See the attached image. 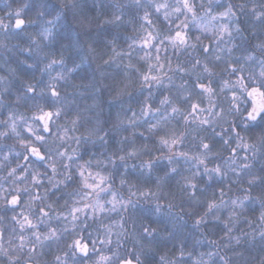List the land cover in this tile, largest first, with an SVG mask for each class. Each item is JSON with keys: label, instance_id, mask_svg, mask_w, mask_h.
Wrapping results in <instances>:
<instances>
[{"label": "snow or ice", "instance_id": "snow-or-ice-1", "mask_svg": "<svg viewBox=\"0 0 264 264\" xmlns=\"http://www.w3.org/2000/svg\"><path fill=\"white\" fill-rule=\"evenodd\" d=\"M131 3L136 8L144 9V15L141 16L140 19L145 21L149 26V28H145L141 25V30L144 34L139 37L140 46L143 49L154 47L156 51L154 60L152 53L147 51L144 56L139 57L148 64L146 73L136 69L142 81L140 87L152 88L153 84H155L157 86L163 85L164 88L170 89V86L174 85L175 92L173 93L169 90L168 95L161 93L158 102H150L152 94L149 93V96L140 101L139 115L136 110L131 109V105H129V109L132 111L130 117H128L126 113L124 118H121L119 113L117 114L116 123L113 124L112 127L127 131L128 129L124 128V125L127 124L132 130V135H124L117 141V147H115L107 157V163H110L112 168L116 170V173H119V168L117 167V162H119L120 165L124 166L126 172L127 161L131 158L139 157L142 153H151V143L155 140L161 147L160 155H149L148 159L142 161V167L149 173L154 170L153 164L155 160L165 158L166 151L169 154L166 158L170 165L173 164L171 159L172 154L176 157H183L185 159H197L199 165L204 166V173L208 175L211 181L214 177L227 176L225 168L221 167L220 164H216L214 167L209 168L206 163L209 157L220 155L218 151L214 150L215 137H223L224 133L230 131L235 132V136L237 137L235 148H232L229 143L232 139L231 135L223 139V144L228 145L233 152V156L228 157L227 161L232 162L234 158H236V149H243L245 152L251 151L253 159L259 157L262 162L259 168H256L253 162L250 161L249 156L245 155L242 158V163H240L241 171H236L231 163H229L228 170L236 172L237 174L236 179L233 180L232 183L237 185V190L244 192V199L246 201H259L261 205L264 206V39H260L254 45L255 50L259 53V56L262 57V59L259 60L260 71L258 75L250 71L248 76L245 77L243 75L245 66L257 61V57L250 52L243 56V63H241L240 57H237L235 60H227L224 64L217 63L223 59L219 54L223 49H219V45L221 42H224L225 36L229 38V42L234 39V34L241 36L242 41L247 39V37L243 36V31L239 23L232 25L221 23L216 27L212 42L217 44V51H212L209 46H206L200 35H196L193 38L190 33V26L195 27L201 33H206L209 31L210 23L219 20H231V18L236 17V12L233 11V4L229 3L224 7L223 11L210 14V9L205 7L203 0H200L199 5H197L196 0H175V4L173 5H170L167 0H162V2L148 0L147 4H145L143 0H131ZM211 3L212 0H209V4ZM24 7H27V5H24ZM65 7H68V5L66 4ZM149 7L153 8L156 13H161L163 10V19L168 21L170 25L165 32L159 31L153 24L151 19L152 13L148 11ZM239 7L243 10L244 5H240ZM197 8L204 10V16L199 15ZM169 9H171V11H169ZM252 12L256 23L259 24L261 31L264 32V11L256 14V9L253 8ZM38 15L42 16L44 13L39 12ZM173 15H176L177 19L182 15L184 19L176 23L172 20ZM205 18H207V22ZM13 19L14 25L12 24ZM56 19L59 20L58 15ZM120 20V16H114L110 20H105L104 23L113 24ZM29 23L33 22L29 21ZM45 23L54 26L52 19L46 20ZM78 24L81 28H88L91 25V21H87L86 17H80L78 18ZM172 24H175L174 28L171 27ZM24 25L25 20L21 18L20 8L16 9L14 15L10 14L9 23H5L4 20L0 18V30H4L5 32H7L9 28H14V30L23 32ZM250 27H252V25H250ZM39 35L42 38H50L53 35L52 27H44ZM253 35H255V32H253ZM136 43L137 41H133V44ZM34 44L35 48L33 47ZM133 44H129L130 49L133 48ZM0 47H6V45L0 43ZM169 47L175 50L177 56L181 53H186V55L190 56V66L185 67L183 64L177 63L175 68H173L171 58H166V62L161 63L159 52L162 50L167 51ZM235 47H237L235 43H233L231 47H228V53L231 54ZM188 49L191 51L186 52ZM198 49L201 51H198ZM20 51L27 52L30 58H34V63L28 64L29 68L36 67L38 64H43L42 73H47L50 79L43 86H40V82L36 84L28 81L23 82V98L26 103L28 101L33 102L29 109L31 111L32 124H27V118L22 114L17 117L11 113L6 120H0V124H3L12 134L19 135L17 131V119L26 123V131L35 137V141L39 142L40 146H35L31 141H29V143H24V140H21L20 143L26 152H30L32 157L42 162L45 168L51 170V175H48L47 172L43 175L47 177L48 184L51 185L52 188L60 189L61 185L67 188V181H73L78 184L79 187L73 189L76 193L75 196L69 193V196H72V203L70 204L69 201L65 199L64 204L60 206L67 208V214L57 211L53 203L47 202L48 189H45V196L41 197L30 191L27 187L24 189L16 188L13 192L9 193L10 199L8 195L0 196V208L6 211L10 206L14 212L15 207L23 202L21 193L28 192L29 199L23 203L26 208L35 209L38 223L34 222L31 218V212H22L20 214L22 219H18L17 215L13 214L10 218L19 225L21 232L32 229L33 231L31 234L35 237L36 243H43L44 241L58 242L60 240L58 230L49 223L53 218L52 213L54 212V218L56 220L68 221L72 225L73 234L70 237V243L67 244V248L71 251L72 256L75 258L77 254H79L80 257H87L91 260L89 253L95 250L97 241H92V249H90L89 245L83 242L84 237L80 235L79 232L75 231L77 227L75 222L80 220L81 215H86V210L88 209H91L93 215H95L96 213H104L105 211H114L116 205L121 203L117 199L115 191H111L113 185L108 184L107 187L104 186L116 173L110 172L109 175H102L99 172L93 173L89 171L92 161L87 160L84 161V163L78 162L77 154L79 149L78 147H71L68 141L71 140L79 146L82 142L92 140V137L95 136L96 140L107 143L106 137L108 136L109 130L104 131V134L100 135L99 133L101 130L99 128H92L88 130L87 135L81 138L80 136H70L67 126H58L57 133L53 134L51 137L45 136V133H50L51 131L50 124L54 123L52 118L54 116L59 118L62 114V108L58 106L61 100V93L57 81L69 83L70 74L76 70L77 66L68 68L63 53L57 58L43 47L42 44H38L33 39L28 47L22 48ZM94 51L95 48L89 45V52L92 53ZM112 52L115 57L121 55L131 56V52H120L117 51L115 47L112 48ZM193 52H196L197 55L192 56ZM112 60L113 57H109V59L104 62L107 64L112 62ZM57 65L60 66V70L57 71L55 76H51V72L55 70ZM127 67L133 68L135 65L129 62ZM165 68H167V71H164ZM65 69L68 70L65 71ZM169 72H171L172 75H168ZM176 73L181 74V82L178 85L174 84L173 79ZM225 73L227 74V78L224 76ZM233 76L236 77L234 82L231 80ZM165 77L167 78V83H165ZM3 79L4 78H0V80ZM73 87H75V85H73ZM127 87L128 85H125V89ZM125 89H119L117 96L124 94ZM229 93H231L230 97ZM214 96L217 100H219L221 96H224L227 107L214 102ZM37 97L39 99H37ZM205 100H207L208 103L207 108L203 106ZM20 102L21 96H17L16 103ZM46 108H51L53 110L46 111ZM230 115L233 119L228 121L227 117ZM235 117L241 118L240 124L248 129L249 132L256 134V129L258 128L260 130L259 134H257L256 143H247L240 133L235 131L237 126ZM9 121H11V123H9ZM224 122H227V128L224 127ZM70 123L72 126L71 130L73 132L76 131L79 123L78 114L77 118L72 119ZM190 124L199 125L201 130L206 133V135L199 136V143L195 145L199 150H202L201 155L203 158H201V156H190L187 151L177 150V147L183 144L188 134V126ZM205 125L211 128L210 133H208L207 128L203 127ZM217 127H219L221 131H216ZM139 128H145L147 136H145V131L139 132L140 137H144V139L137 143L135 136L136 130ZM9 134L8 130L0 131V137H8ZM50 138L52 143L48 144ZM45 146H47V150L46 152H42L41 148ZM62 148L63 150H61ZM69 149L71 150L69 151ZM28 158V156L24 157V159ZM4 159L7 160L8 157L6 156ZM96 163L97 165L105 164V161L97 159ZM171 171L176 172L175 166L172 167ZM9 175L15 176L16 169H11ZM57 176H61L62 179L57 180ZM77 176L79 180L74 179ZM119 176L120 185L122 187L127 185L128 187L129 197L137 196V191H133L134 188H137V185L130 183L123 173H119ZM181 178L185 181V187L190 189L192 195L196 197L198 183L196 182L195 174H193V178L191 179L188 177ZM17 179L21 181L29 180L34 186H44L41 173L38 170H33L29 176L28 169H24V174L17 176ZM229 189H231V185H229ZM101 193H110V198L104 197L102 201ZM138 193V201L143 199L147 202L150 199H154L156 205L159 206L160 203L157 192L146 189L140 190ZM253 193H255V195H253ZM224 195L225 193L221 189L219 202H217L215 198V193H213V198L204 200L205 211L199 216V219H195L196 225L199 226L206 223L209 214H212L213 219L218 221L221 220L216 210H218L223 203ZM37 201H41V203L37 204ZM105 204L111 205V208L106 209ZM233 205L241 207L246 206L243 202L237 204L236 201H233ZM168 207L171 208L173 205L169 203ZM231 215L234 216V213ZM3 219L4 216L0 215V220ZM260 219L264 221V213H261ZM228 222L227 220L223 221L226 229ZM39 224H45L47 230L43 232L38 231ZM84 226L87 227V224L85 223ZM119 227L121 229L125 227L121 221L119 222ZM141 230L146 235L153 234L156 231L155 228L144 225H141ZM227 230L230 231V229ZM62 231L68 232V226L65 225ZM111 231L112 229L108 227V235L99 240L100 244L104 246H110L112 244L110 236ZM261 235L264 236V232H262ZM3 238V232L0 231V241H2ZM19 240L20 243L18 247L21 249L26 247L25 237L20 236ZM210 242L215 243V241ZM11 243V240H9V244ZM117 246L119 248V243ZM148 250L153 254H158L152 247ZM2 251H4V247L3 244L0 243V252ZM34 252V247L29 250L31 254ZM142 253L143 250L141 249L140 251L129 252L126 255H117L115 264H133V259L128 258L129 256H134L136 264H155L154 261H142ZM65 255H67V253H65ZM181 255L183 256V251H181ZM19 259V256L14 258L10 256V264H17ZM29 259H31V256H29ZM56 261L58 264H67L59 255L56 256ZM79 264H89V262L88 260L81 259ZM91 264H113V258L107 255H99L98 259L91 261ZM159 264H172V262L169 261L165 255H160ZM183 264H189V262L183 261Z\"/></svg>", "mask_w": 264, "mask_h": 264}, {"label": "trees", "instance_id": "trees-1", "mask_svg": "<svg viewBox=\"0 0 264 264\" xmlns=\"http://www.w3.org/2000/svg\"><path fill=\"white\" fill-rule=\"evenodd\" d=\"M24 1L25 3L28 2L31 12L35 15L34 17L37 16V20H39L40 16L38 13H44L46 0H20L19 4H23ZM143 2L147 4L148 0H143ZM156 2H162V0H156ZM167 2L170 5L175 4V0H167ZM196 3L199 5L200 0H196ZM203 3L205 4L206 8L210 9V14H216L220 11H223L224 7L231 3L234 5L233 11L236 12V17L231 18V20H219L210 23L209 31L206 33H201L195 27L190 26V33L192 34L193 38L196 35H200L206 46H209L212 51H217L218 46L212 41L215 29L221 23H228L230 25L239 23L243 31V36L247 37L246 40L242 41L241 36L234 34V39L229 42V38L225 36L224 42H221L219 45V49H223L219 52L223 59L217 63L224 64V62L227 60H235V57H240L241 63H243V56L249 52L257 57V61L262 59V57L259 56V53L255 50L254 45L260 39H264V32L261 31L258 23H251V18L246 15L247 9H245L243 12L240 11L237 0H220L219 3H216L215 0H212L211 4H209L208 0H203ZM3 11L4 10H1L0 12L1 17L4 15ZM148 11L152 13L151 19L153 24L159 29V31L165 32V30L170 25L168 21L163 19V10L161 13H156L153 8L149 7ZM169 11H171V9H169ZM197 11L199 12L200 16H204V10L197 8ZM143 15L144 9L136 8L134 5H132L131 0H89L85 17L87 18V21H91V25L88 28L77 29V31H83L87 36L92 37V39L88 40L87 43H84V38L82 37L81 43L83 46L79 49V52L82 54H77V50H68V39L64 35H58L57 30L53 31L54 35L49 43V46L47 47V50L54 54L57 58H59V56L63 53L68 68L77 66L76 70L70 74L69 83H66L65 81H57L62 100L60 103L62 104L64 101L71 102V104H65L66 109L62 108L61 115H63L62 119H64V121H61V124H59L60 126H67L69 128L70 136H80L83 138V136L88 134V130L92 128H102L104 131H108L109 128L116 123V117L118 113L121 118H124L125 113L128 117L132 115L129 105H131V109L136 110L137 114L139 115L140 101L149 96V93L152 94L150 97V102H158L161 93L168 95L169 90L174 93V85L170 86V89L164 88L163 85L157 86L155 84H153L152 88L140 87V83L142 81L136 69L146 73L148 70V64L145 60H141L139 57L144 56L146 51L152 53L153 60L156 55L154 47L150 49H143L139 43V37L144 34L141 30V25H143L145 28H149L146 22L140 19V17ZM114 16H120L121 20L113 24L104 23L105 20H110ZM46 18L52 19V16H48ZM183 19L184 17L182 15L179 16L178 19L176 15L172 16V20H174L176 23H179V20ZM205 20L207 22V18H205ZM250 25H252V27H250ZM171 27L174 28L175 24H172ZM56 28L59 29V25L56 26ZM59 31L62 32L63 30L59 29ZM253 32H255V35H253ZM11 37H13V35H5L4 33L1 34L0 31V43L6 45V47H0V76L1 78H4L0 82V120H6L10 113L17 117L22 114L27 118L26 123L32 124L33 121L30 120L31 111L29 110V103H26L23 98V82L28 81L33 84L40 82V86H43L49 81L50 76L47 73L41 72L40 69L43 68V64L29 68L28 64L34 63V58H30L27 52L20 51V49L28 47L29 44L23 41L11 40ZM133 41H137V43L133 44ZM233 43H235L237 47H235L233 52L229 54L227 48L231 47ZM89 44L95 48V51L92 53L89 52ZM129 44H133V48L130 49ZM113 47H115L117 51L120 52H131V56L121 55L119 57H115L114 53L112 52ZM190 51V49L186 50V52ZM198 51L201 50L198 49ZM194 54L195 56L197 55L196 52H193L192 56H194ZM159 55L161 57V63H165L166 58H171L173 68H175L177 63L183 64L185 67L190 66V56L186 55V53H181L179 56H177L175 50L170 47L167 49V51H160ZM109 57H113V60L112 62L106 64L104 61L108 60ZM129 62L135 65V67L128 68L127 65ZM59 70L60 66L57 65L55 70L51 72V76H55ZM164 71H167V68H165ZM250 71L255 72L258 75V70H253L248 67H245L243 75L247 77ZM100 73H104V76L101 77ZM168 75H172V73L169 72ZM180 76V73H176L174 77L179 78ZM224 76L227 78L226 73ZM100 79H103L104 82L108 83L109 85L118 86L119 89H125L124 84L125 82L128 83L125 93L122 94L118 100L114 99V91L116 89L111 88L103 91V111L89 108L88 105L91 104V100L87 99V97L95 95L94 89ZM235 79V76L231 77L233 82ZM132 81L133 85L131 83ZM165 83H167L166 77ZM174 84L178 85L179 81H174ZM73 85H75V87H73ZM130 85H132V87H130ZM230 95L231 93H229V97ZM17 96H21L20 103H16ZM37 99L39 98L37 97ZM80 101H83L81 102L83 104L76 106L77 102L79 103ZM213 101L223 105L224 107H227L224 96H221L219 100H217V98L214 96ZM203 106L205 108L208 107L207 100L204 101ZM97 112H99V115H97ZM77 114L79 116V123L77 125L76 131L73 132L71 130L72 126L70 121L72 119H76ZM232 119L233 117L230 118V121ZM240 119V117H235V122L237 125L235 131L239 132L240 135L243 136L245 135V128L242 124H240ZM9 123H11V121H9ZM26 123L17 119V131L19 135L12 134L9 129H6L3 124H0V131L8 130L10 133L8 137H0V196L8 195L9 199L11 198L9 193L13 192L15 187L20 189L27 187L35 194H38L36 192L38 190L43 194L45 191L42 189H46L48 186L47 179L43 174L41 175V179L44 186H40V189H37L38 186L30 185L28 183L29 180L21 181L17 179V176L24 174V169H28L29 176L34 169H44V165L41 169L36 168V166L42 165L43 163L37 161L35 157H32L30 152H26L20 143L21 140H24V143H29V141L32 142L35 138L26 131ZM203 127L208 129V133L211 132V128L209 126L205 125ZM224 127L227 128L228 125L226 124ZM124 128L128 130L117 132L115 128H112L111 131H108V136L106 137L108 143L106 145L102 142H82L80 147H78V162L84 163V161L91 160L92 164L89 167V170L95 171L94 169L97 167L98 169L101 168L100 172L103 173L102 168L106 167L108 164L105 162L103 166H100L97 165L96 160H103L105 158L106 150L107 153L110 154L111 151L117 147V141L122 136L132 135V130L127 124L124 125ZM141 131H145V128H139L136 130L135 139L137 143L144 139V137H140L139 135V132ZM216 131L219 132L221 129L217 127ZM55 133H57V131ZM101 134L103 135L104 132H101ZM44 135L48 137L51 134L45 133ZM201 135H206V133L201 130V127L197 124H190L188 126V134L186 135L183 144L177 147V150L187 151L189 152L190 156L198 153L199 149L195 145L197 144L198 138ZM229 135L235 137V132L230 131L224 133L223 137H215L214 150L218 151L220 155H213L208 158L206 163L209 168L214 167L216 164L224 165L227 161V158L233 156V152L229 146L223 144V139H226ZM145 136H147L146 131ZM92 140H95V136L92 137ZM229 143L231 144L232 148H235V139H231ZM68 144H70L71 147L76 145L71 140L68 141ZM61 150H63V148ZM70 150L71 149H69V151ZM159 155L160 152H157L156 156ZM245 155L249 156V153L245 152L243 149H236V158L238 163H242V158ZM6 156L8 157L7 160L4 159ZM25 156H28L29 158L24 159ZM177 159L179 161V171L181 173L188 174L187 170L198 171L200 173L196 179V182L198 183V188L196 191L197 196H199L202 200L213 198V193H215V198L217 202H219L220 192L222 189L225 193L223 200L225 203H227L229 197L233 196L234 193L239 192V190H237V185L232 183V181L236 179V172H228L226 177H214L211 181H209L207 174L204 173L203 165H196V167H193L192 165L195 162L191 159L188 161H186L183 157H177ZM117 163L119 164V162ZM132 163H135V161H132ZM253 164L256 168H259L260 166L258 161H253ZM159 165L163 167L164 165H167V161H159ZM109 167L111 168L110 172L116 173V170H114L111 165H109ZM232 167H235V165ZM13 168L16 169V175L10 176L9 172ZM119 173H123L125 178L129 180L130 183L136 184L137 188H140L141 190L151 189L153 191L154 189V185L147 183L141 184L136 174L133 173L131 169H127L125 172L124 167L121 166L119 167ZM119 173H116L104 185L107 187L108 184H114L115 188L119 189V193L116 194L117 199H120L121 195L124 197L129 196L127 185L123 187L120 185ZM103 174L105 175V173ZM173 176L175 179L171 182V184L175 185L176 180H179L180 177L176 176V174H173ZM57 179L60 180V176H58ZM74 179L77 180L78 178L75 177ZM229 185H231V189H229ZM78 187L79 186L77 185V188ZM137 188H134L133 191H137ZM111 191H114V189L112 188ZM63 192H61V194ZM26 194L29 193H21L23 202H26L29 199V196ZM72 196L68 198L69 202H72ZM106 196L109 197L110 193H107ZM106 196H103L102 199ZM41 197H44V195ZM132 199L134 198L132 197ZM134 201H138V199H135ZM23 202L21 204H24ZM159 203L165 208L168 206V200H165L164 198L163 200H159ZM55 206L59 207L56 204ZM149 207L154 208L155 203L145 204L139 200L136 203L135 208H133L130 204L127 205V211L124 213L125 218H123L121 222L124 224V228L128 229V231H131L133 228H140L141 225L150 226L151 228L156 229V231L153 233V237L149 239L152 241L151 247L154 248L158 254H153L150 252L149 254L152 256L149 254L146 256L148 261H154L155 264H159L160 255H165L169 260L179 259L181 261H188L189 264H192L193 258L197 257L200 252L206 253L210 250V241L216 240L220 244H223L227 239V230L225 229L224 224L213 219L212 214H209L207 222L201 225V232H197L192 228V225L195 223V219H199V216L205 211V204L198 208L199 214L195 216L187 214L184 210L182 211L183 208L187 207L186 205L173 208L172 216H175L176 213H179L180 216H183L181 223L185 224V227L181 229L179 233L173 232V224L175 221H173L172 217L167 213L157 217L155 221L152 216L145 215L142 209ZM246 208L248 220H255L259 216V205H253V203L249 201L246 204ZM20 211L34 213L35 209L21 207ZM57 211H63V209H57ZM216 211L219 213L222 220L227 219V209H218ZM13 214H15V212L12 211L10 206L6 211L0 208V215L4 216V219L0 220V231L3 232L4 237L0 243H2L3 246H6L9 243V240H11V242L14 244L20 243L19 237L22 236V234L18 232L20 230L19 225H17L16 222L10 218ZM102 215H104V213ZM109 216L105 217L108 219L107 221L105 219V226L117 231L114 221L116 219H120V217L117 213L113 216ZM177 219H179V217H177ZM246 226L247 220H245L240 227L246 228ZM30 236L31 238H29L26 243H35V237L32 236V234ZM202 237H207L208 240L203 245L196 244L195 241ZM123 244L124 247H126V249L124 248L125 255L127 254L126 251L128 248L132 249L133 247L135 249L136 246L130 238H124ZM51 245V243H44L42 247L48 248ZM181 250H183L185 255H181ZM50 251L51 254L43 255L41 260L39 257V264L47 262L52 263L54 261L56 262L54 264H58L56 261V256L59 255L61 257L62 255L54 252V249H51ZM134 251H140V248L137 247V249ZM189 252L192 254L191 256L187 255ZM110 254L111 253L107 252L100 253L98 250L92 255L91 260L98 259L99 255L110 256ZM142 255L143 257L145 256L144 253H142L141 256ZM129 258L133 259L134 263L136 264L134 256H129ZM64 259L65 256L63 257V260Z\"/></svg>", "mask_w": 264, "mask_h": 264}, {"label": "clouds", "instance_id": "clouds-1", "mask_svg": "<svg viewBox=\"0 0 264 264\" xmlns=\"http://www.w3.org/2000/svg\"><path fill=\"white\" fill-rule=\"evenodd\" d=\"M215 2L219 3L220 0H215ZM88 3L89 0H46L44 15L39 17V22L37 23L36 27L40 29V31H42L44 27H49L50 25H47L45 23V21L48 20L46 17L52 16L53 25H59V29L63 30L62 32L58 30V35H64L69 41L68 50H77V54H82L79 52V49L83 46L81 43L82 37L84 38V43H87L88 40L92 39V37L87 36L83 31H77L78 28H81L78 24V18L86 16V8L88 6ZM66 4L68 5V7H65ZM237 4L238 7L240 5H244L243 10H241L239 7L240 11L243 12L245 9H247L246 15L251 18V23H256L255 19L253 18V8L256 9V14L264 11V7H262L264 6V0H237ZM57 15L59 16V20L56 19ZM40 31L38 32V37L42 38L39 35ZM39 38H34L33 40H35L38 44H42L43 47L47 48L49 46L50 38ZM33 47L35 48V44L33 45ZM37 66H39V64ZM40 70L41 72H43V68H41ZM67 70L68 69H66V71ZM100 75L101 77H103L104 73H100ZM111 88L116 89L114 91V99L118 100L120 98V96H117V92L119 90L118 86L109 85L108 83H105L103 79H100L94 89L95 95L87 97V99L91 100V104L88 105V107L93 110L99 109L100 111H103L104 100L102 97V93L104 90ZM97 115H99V112H97ZM231 117V115L228 116L227 120L230 121ZM226 124L227 122H224V125ZM112 128L113 127H110L109 131H111ZM99 129L101 130L99 134L102 135L101 132H104V130L102 128ZM115 130L117 132L123 131V129ZM244 131L245 135H243L242 137L247 143L251 144L257 142V134H259L260 132L258 128L256 129V134L249 132V130L246 128L244 129ZM232 139L237 140V137H232ZM89 142L98 143L101 141L95 139L89 140ZM107 143L103 144L106 145ZM198 143L199 140L197 144ZM151 147V153H142L139 157L129 159L127 161V169H131V171L136 174L141 184L147 183L150 185H154L153 192L158 193L159 200L161 198H164L165 200H168V204L171 203L173 205V207L171 208H169L168 206L165 208L162 204H159V206H157L155 200L150 199L147 202L145 201V203H155V207L144 208L142 209L143 213L154 218L167 213L172 217V220L175 221V223L173 224V232L179 233L181 229L185 227V224L181 223V221L183 220V216H180L179 213H176L175 216H172L173 208L186 205L187 207L183 208V210L187 214L195 216L199 214L198 208L204 204V200H202L199 196L194 197L191 190L185 187V181L181 177H188L191 179L193 178V174H195V179H197L200 173L198 171L191 170H187L188 174L181 173L179 171V161L177 157L174 154L171 155L173 164L170 165L168 163V159L166 158L169 154L166 151L165 158L155 160L153 164L154 170L153 172L149 173L145 168L142 167V161L148 159L149 155L155 156L157 152H161V147L156 143L155 140L152 141ZM201 151L202 150H199V152L195 153L193 156H201V158H203V156L201 155ZM248 153L250 161H258L259 165L261 164L262 161L259 157L253 159L252 152L249 151ZM108 156L109 153H107L106 150L105 158L102 161H105L107 163ZM185 160L188 161L189 159ZM191 160L195 162L192 165L193 167L199 165L197 159ZM132 161H135V163H132ZM159 161H167V165L161 167L159 165ZM229 163H231L232 166L235 165L234 168L236 169V171H241L240 163H238L237 158H234L232 162L226 161L224 165H221V167L225 168V171L227 173L232 172L228 170ZM107 164L111 165L110 163ZM103 165L104 164H100V166ZM121 166L123 165L117 164L118 168ZM173 166H175L176 172L171 171ZM173 174H176V176L180 177L179 180H176L175 185L171 184V182L175 179ZM112 188L114 189L116 194L119 193V189H116L114 184ZM140 190V188H137V191ZM244 195L245 194L243 191H239L238 193H234L233 196L229 197L227 203H225V201L223 200V203L221 204L219 209H227L226 220L229 221L227 229H230L229 231L225 228L227 230V239L223 244H220L216 240H212L215 241V243L210 242V250L206 253L200 252L197 257L193 258L192 264H264V236L261 235V233L264 232V221H261L260 219L261 213H264V206H262L259 201H251L253 205H259V216L255 220H248V217L246 215V206L241 207L233 205V201H236L237 204L243 202L246 205L249 201H246L244 199ZM119 201L121 203H118L116 205L115 210L108 212L117 213L120 219L124 218V213L127 211V205L130 204L133 208H135L136 203L138 202L134 201L132 197H124L122 195ZM233 213L234 216L231 215ZM177 217H179V219H177ZM120 219H116L114 221V225L117 227V239L115 243L118 245L121 238H130L131 241L140 248V250H143L144 255L147 256L150 253L148 249L152 245V241L149 238H152L153 234H148L145 236V234L141 230V227L133 228L131 231H128V229L126 228L121 229L119 227ZM245 220H247L246 228L240 227ZM219 221L223 223L224 220L221 219ZM192 228L197 232L202 231L201 225L198 226L195 223L192 225ZM106 235H108V227H106L105 229L104 237ZM27 239L28 237H25V241H27ZM207 240V237H202L198 238L195 243L198 245H203ZM3 247L4 251L0 252V264H10V256L13 258L16 256L20 257V259L17 261V264H26V262L27 264H37L36 255L26 252L25 247L21 249L18 247V244L14 243H8ZM104 248L106 250H111L109 249V246H104ZM117 255H121L120 249L118 247L116 248V250L112 251L113 264H115ZM183 255H185L184 252ZM187 255L191 256L192 254L189 252L187 253ZM29 256H31V259H29ZM169 261H171L172 264H183V261L179 259Z\"/></svg>", "mask_w": 264, "mask_h": 264}, {"label": "rangeland", "instance_id": "rangeland-1", "mask_svg": "<svg viewBox=\"0 0 264 264\" xmlns=\"http://www.w3.org/2000/svg\"><path fill=\"white\" fill-rule=\"evenodd\" d=\"M19 1L20 0H0V12H1V10H4L3 11V13H4V15L1 17L0 16V18H2L3 20H4V22L5 23H9V17H10V14H13L14 15V13H15V11H16V9L17 8H20L21 9V18L22 19H24L25 20V25H24V31L23 32H19L18 30H14V28H9L8 29V31L7 32H5L4 30H0L1 31V34L2 33H4L5 35L6 34H11V35H13V37H11L10 39L11 40H15V41H23V42H27L29 45H30V43H31V40L32 39H34V38H39L38 37V32L40 31V29H38L37 27H36V25H37V23L39 22V20H37V16L36 17H34L35 15L31 12V10H30V6H29V4H28V2H26L25 3V1H24V3L23 4H19ZM22 1V0H21ZM24 5H27V7H24ZM40 16V15H39ZM29 21H32L33 23H29ZM12 24L14 25V19L12 20ZM56 26H58V25H56ZM56 26H49V27H52V31H55V30H59V29H57L56 28ZM57 31H56V33H57ZM53 35H54V33H53ZM53 35H52V37H53ZM52 37H50V40H49V43H50V41L52 40ZM39 39H42V38H39ZM47 49V48H46ZM194 56H195V54H194ZM8 57H9V53H8ZM235 59H236V57H235ZM259 61V60H258ZM255 62V63H253V64H250V65H246L245 67H248V68H251V69H256V70H258V73H259V71H260V64H259V62ZM0 78H1V76H0ZM174 79V81H176V80H178L179 81V83H180V77L179 78H173ZM0 82H1V80H0ZM45 83H46V81H45ZM132 83V85H133V81L131 82ZM125 85H128V83L127 82H125V84H124V87H125ZM132 85H130V87H132ZM123 87V88H124ZM160 88V87H159ZM175 92V91H174ZM62 100H60V102H61ZM59 102V107H61V108H65L66 109V107H65V104L66 103H68V104H71V102L69 101H64L62 104ZM81 102H83V101H80L79 103L77 102V104H76V106H80V104L82 105L83 103H81ZM28 105H29V108H31V105H32V101H28ZM61 105V106H60ZM46 111H51V110H53V109H51V108H46L45 109ZM62 116L63 115H61L59 118H57V117H53L52 119H53V121H54V123H51L50 124V128H51V131H50V134L51 135H49L48 137H51L53 134H55V132L57 131V129H58V126H60L59 124H61L60 122L61 121H64V119H62ZM30 120L32 121V119H31V115H30ZM32 143L35 145V146H40L39 145V142H36L35 141V138H34V140L32 141ZM52 143V140H51V138L48 140V144H51ZM76 147H80V145L78 146V145H74V147L73 148H76ZM43 150H47V146H45V147H42L41 148V151L42 152H46V151H43ZM44 164H42V165H38V166H36V168H42V166H43ZM44 167V169H42V170H38L39 172H41V175L42 174H44V172H47L48 173V175H51V170L50 169H47V168H45V166H43ZM110 167H109V165H107L106 167H103L102 168V172L103 173H105V175H109V173H110ZM35 170V169H34ZM74 170V169H73ZM95 171H93V170H89V171H92L93 173H96V172H99L100 174H102V175H104L103 173H101L100 172V170H101V168L100 169H94ZM104 170V171H103ZM43 171V172H42ZM58 177V176H57ZM57 177H56V179H57ZM60 178L62 179V177L60 176ZM77 180H79V177L77 176ZM46 179H47V177H46ZM58 180V179H57ZM30 185H32L30 182H28ZM67 183V185H68V187L67 188H65V186L64 185H61L60 186V189H55V188H52L51 187V185H49L48 184V181H47V188L46 189H48V191H47V196L48 197H52L53 198V202L52 203H54V205L53 206H55V204L56 205H58L59 207H57V206H55L56 207V209H58V210H60V209H62V208H65V207H60L61 205H63L64 204V200L65 199H67L68 200V198L69 197H71V196H69V193H71L72 192V195L74 196V195H76V193L73 191V189L74 188H77V185L78 184H76V183H74L73 181H67L66 182ZM106 184V183H105ZM32 186H34V185H32ZM79 186V185H78ZM106 187V186H105ZM15 189H16V187H15ZM37 189H40V186H38V188ZM43 191H45V189L43 188L42 189ZM67 192V193H64V192ZM136 191V190H135ZM37 193H38V195H41V196H45V192L42 194V192L41 191H36ZM61 192H63V194H61ZM41 193V194H40ZM103 194H105V195H103ZM106 194L107 193H101V199H102V197L103 196H106ZM26 195H28L29 196V194H26ZM138 195H139V193H138V191H137V196H133V200H135V199H138ZM107 197V196H106ZM78 198V197H77ZM109 198H110V196H109ZM162 200H163V198H161ZM160 199V200H161ZM119 200V199H118ZM142 202H144L145 203V201L143 200V199H140ZM102 201H103V199H102ZM49 202H51V201H49ZM41 203V202H40ZM70 204L72 203V202H69ZM37 204H39V203H37ZM145 204H150V203H145ZM21 207H25L24 206V204H20V205H17L16 207H15V215H17V218L18 219H21L22 218V216L20 215L21 213H22V211H20L21 210ZM26 208V207H25ZM105 208L106 209H108V208H111V205H108V204H105ZM132 209V208H131ZM131 209H129V210H131ZM36 212V211H35ZM35 212L34 213H32V216H31V218L33 219L34 218V214H35ZM23 213H26V212H23ZM103 213H96V215H97V218L95 219V220H92L91 218L92 217H94V215L92 214V213H89V215L87 216V218H90V219H88V220H82V221H79V222H75L76 223V225H77V227H76V229H75V231L76 232H79L80 233V235H82L83 237H84V243H86V244H88L89 245V248L90 249H92V241L93 240H95V241H97L96 242V245H95V250H92V251H90V253H89V257L91 258L92 257V255L93 254H95V252H97L98 250H99V252L100 253H104V252H107V253H111L110 254V256L112 257V251H114V250H116V248L118 247L117 246V244L115 243V241H116V239H117V231L116 230H112L111 231V233H110V236H111V240H112V244L109 246V249H111V250H106L105 248H104V245H102V244H100L99 243V240H101V239H103L104 238V234H105V229H106V226H105V222L108 220L107 218H105L106 216L108 217L109 215L110 216H113V215H115L116 213L115 212H113V213H109L108 211H105L104 212V215H102ZM109 216V217H110ZM124 218H125V216H124ZM157 218V217H156ZM156 218H154L153 217V219H154V221H155V219ZM105 219H106V221H105ZM34 220V219H33ZM123 219H120V221H122ZM85 223L87 224V227H85L84 225H85ZM87 229V230H86ZM32 229H27L26 231H24V232H21V230H20V233L22 234V236H24V237H28V239L29 238H31V233H32ZM73 234V232H72V225H71V232H70V234L69 235H67V237H71V235ZM27 239V240H28ZM52 242V241H51ZM51 242H48V243H51ZM68 243H70V240L68 241ZM67 243V244H68ZM124 238H121L120 239V241H119V249H120V252H121V255H125V253H124V248L126 249V247H124ZM27 244H30V243H27ZM67 244H66V248H67ZM135 245V244H134ZM100 246V247H99ZM208 248V247H207ZM68 249V248H67ZM135 249H137V247L135 246ZM133 247H132V249H130V248H128L127 249V251H126V253H129V252H134V250H135ZM49 251V250H48ZM48 251H44L43 253L42 252H39V257H40V260L42 259L41 257H43V255H48ZM68 252H69V249H68ZM71 252V251H70ZM67 255H68V253H67ZM66 255V256H67ZM149 255H151V254H149ZM78 256V255H77ZM152 256V255H151ZM129 258V257H128ZM68 259H69V256H68ZM67 259V260H68ZM81 259H83V260H88V262H89V264H91V261L92 260H89V258H87V257H76V258H74L73 256L70 258V260L68 261V263L69 264H79V261L81 260ZM67 260H65L66 262H67ZM141 260L142 261H148V259H147V257L146 256H144L143 257V255L141 256ZM54 263H56L55 261L54 262H52V263H49V262H47V263H42V264H54ZM133 263H134V261H133Z\"/></svg>", "mask_w": 264, "mask_h": 264}, {"label": "flooded vegetation", "instance_id": "flooded-vegetation-1", "mask_svg": "<svg viewBox=\"0 0 264 264\" xmlns=\"http://www.w3.org/2000/svg\"><path fill=\"white\" fill-rule=\"evenodd\" d=\"M95 169H98V168L96 167ZM49 201H51V202H49ZM40 202L41 201H37L36 203H40ZM47 202L48 203H52L53 202V198L52 197H48ZM62 209H63V211H61V212H64L65 214H67V208L65 207V208H62ZM86 212H87V214L86 215H81L80 220H78L77 222L82 221V220H88V219H90V218H87V216L89 215V213H92V210L91 209H88V210H86ZM34 215H35L34 218H33L34 219V222H37L38 223L36 212H35ZM52 217L53 218L49 221V223L51 224L52 227L57 228L58 234L60 235V240L58 242H56V241H52V242L51 241H44L43 243H36V242L35 243H30V244H27L26 243L25 251L26 252H29V250L34 247L35 248V252L33 253V255H36L37 264H39V252H41V251L44 252V251H48L49 250L48 251V255H50L51 254L50 253L51 252L50 250L51 249H54L55 250L54 252H56L57 254H61L62 255L61 256V259L62 260H63V257L64 256H65V259L64 260H67L68 259V256H69V259L67 260V264H69L68 261L72 257V253L70 252V250L68 252V249L66 248V244L70 240V238L67 237V235H69L70 232H71V224L68 221L56 220L54 218L55 217V213L54 212L52 213ZM96 218H97V215L95 214L94 217H92L91 219L92 220H95ZM65 225H67L68 228H69V231L68 232H63L62 231ZM37 230L38 231H42V232L43 231H46L47 230L46 225L45 224H39V228ZM18 232H20V230ZM48 242H51L52 245L50 247H48V248H43L42 245L44 243H48ZM65 251H66V253H68L67 256L64 254ZM77 255H78L77 257H80L79 254H77Z\"/></svg>", "mask_w": 264, "mask_h": 264}, {"label": "water", "instance_id": "water-1", "mask_svg": "<svg viewBox=\"0 0 264 264\" xmlns=\"http://www.w3.org/2000/svg\"><path fill=\"white\" fill-rule=\"evenodd\" d=\"M133 264H135V263H133Z\"/></svg>", "mask_w": 264, "mask_h": 264}]
</instances>
